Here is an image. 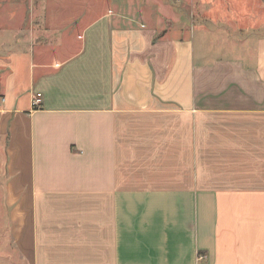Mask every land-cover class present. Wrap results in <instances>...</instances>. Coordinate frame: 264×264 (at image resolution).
<instances>
[{"label":"crops","instance_id":"obj_1","mask_svg":"<svg viewBox=\"0 0 264 264\" xmlns=\"http://www.w3.org/2000/svg\"><path fill=\"white\" fill-rule=\"evenodd\" d=\"M8 1L0 264H264V25L222 42L193 22L215 0Z\"/></svg>","mask_w":264,"mask_h":264},{"label":"rangeland","instance_id":"obj_2","mask_svg":"<svg viewBox=\"0 0 264 264\" xmlns=\"http://www.w3.org/2000/svg\"><path fill=\"white\" fill-rule=\"evenodd\" d=\"M195 1L196 0H174V4L176 6H179L180 10L188 9L191 12L198 8V6H196L197 1ZM215 2H217V4L214 10L218 15H215V17H211L207 15H201L199 13L200 16L197 17L195 16V12L193 22H198V20L200 21V19L218 20V23L214 25L216 31L214 32V37H220V41L227 42L228 40L226 39V37L228 38V36L236 37V39L242 40L243 37L251 34V32L257 34H260L262 32L260 28L264 25V0H215ZM14 3L15 5L13 4V1L0 0V42H4L10 39L8 37L9 33H7L5 29L10 28L11 21H7L6 19L10 14H12L14 8H19V11L21 10L22 2L15 1ZM65 3L66 2H63V6H65ZM154 3L156 2L153 0L141 1V4L146 8H149L150 5H152L153 7ZM191 3H194V5H192ZM74 7V5H70V8ZM15 11L16 10H14L13 13H15ZM19 11L13 22V27L17 30L22 29L23 26L25 27V22H27H23L24 19L21 15L22 12ZM26 18L27 17H25V19ZM228 21L232 22V25H229L227 23ZM230 29L232 30V32H230ZM258 29L259 31H256ZM16 33L20 35V32ZM197 36V40L199 44H201L203 39L199 34ZM213 41L216 40L214 39ZM220 41L217 42L216 47L220 46ZM0 53H4V50L0 49Z\"/></svg>","mask_w":264,"mask_h":264},{"label":"built area","instance_id":"obj_3","mask_svg":"<svg viewBox=\"0 0 264 264\" xmlns=\"http://www.w3.org/2000/svg\"><path fill=\"white\" fill-rule=\"evenodd\" d=\"M40 104V98L39 97H35L34 100L32 101V105L34 107H37Z\"/></svg>","mask_w":264,"mask_h":264}]
</instances>
